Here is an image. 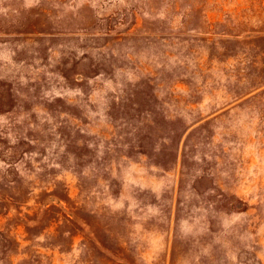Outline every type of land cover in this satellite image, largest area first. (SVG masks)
Wrapping results in <instances>:
<instances>
[{
	"label": "rangeland",
	"instance_id": "374dc122",
	"mask_svg": "<svg viewBox=\"0 0 264 264\" xmlns=\"http://www.w3.org/2000/svg\"><path fill=\"white\" fill-rule=\"evenodd\" d=\"M0 264H264V0H0Z\"/></svg>",
	"mask_w": 264,
	"mask_h": 264
}]
</instances>
